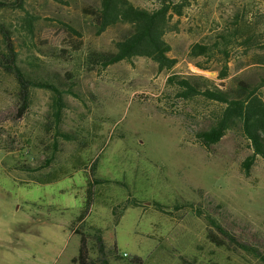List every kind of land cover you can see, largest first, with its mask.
Returning <instances> with one entry per match:
<instances>
[{"label":"rangeland","instance_id":"1","mask_svg":"<svg viewBox=\"0 0 264 264\" xmlns=\"http://www.w3.org/2000/svg\"><path fill=\"white\" fill-rule=\"evenodd\" d=\"M129 1L147 10L183 5L165 35L172 69L146 57L89 65L90 52L114 51L131 30L119 24L98 35L99 0H0L17 65L66 91L57 119L54 92L25 91L0 61V263L79 264L84 238L88 264H263L264 158L247 173L254 150L241 127L203 147L195 134L223 107L180 96L169 79L220 89L244 80L264 98V0ZM232 30L223 53L215 43ZM196 44L211 53L193 56Z\"/></svg>","mask_w":264,"mask_h":264},{"label":"trees","instance_id":"2","mask_svg":"<svg viewBox=\"0 0 264 264\" xmlns=\"http://www.w3.org/2000/svg\"><path fill=\"white\" fill-rule=\"evenodd\" d=\"M99 1L100 6L95 14V26L98 35L119 24H129L131 30L115 43L114 51L94 50L90 52L87 56L89 65L105 69L123 61H130L135 57H146L155 61L160 69H172L175 67L177 60L169 57L171 46L165 39V35L174 15H182L183 5L173 7L171 4H164L154 10H147L135 6L129 0ZM34 22L35 19L32 16H27L25 18V23L30 33L34 32ZM3 23L4 22L0 20V31L3 36H5L7 35L6 30H8V28L5 27ZM235 33L236 30H232L230 33L221 34L219 36V41L215 44L219 43L223 47V53H226L227 47L235 41ZM5 41L7 42L8 55H4L2 50H0V61L6 58L5 60L12 64L14 72L25 91L29 87L52 90L55 94V103L58 106L56 107L55 115L56 118L59 119L63 110L62 99L66 91L59 90L47 80H37L33 76L27 74L25 69L21 68V66L16 63L17 53L15 52L12 40L8 36H5ZM211 50L212 48L209 45L196 44L192 48L191 53L195 57L206 56L211 53ZM227 71L228 66L225 65V71L219 75L220 79L228 77ZM175 81H177L179 85L180 96L191 99L200 95L206 100L223 107L221 111L214 114L213 122L208 129L196 132V139L203 147L210 150L212 146L218 144L229 131L241 127L254 150L253 155L244 162L247 173L250 171L257 156L264 158V98L258 94V86L244 80H239L234 88L220 89L219 87L208 85L210 81L204 84H197L189 80L175 77L169 79V83ZM262 85H264V83ZM70 93H72V90H70ZM62 136L69 140L76 139L73 136ZM16 167L26 172H30L34 169L24 165ZM88 205H91V199H89ZM87 212L79 218V221L85 217ZM206 220L221 234L235 241V236L225 230L218 220L211 216L207 217ZM97 240L101 248L104 247L103 239L98 236ZM239 245L244 250H251L250 252H253L252 248L246 244L240 243ZM253 250L257 256L258 252L255 249ZM259 259L264 264V256H259ZM75 261L79 264H88V254L84 238L82 239L78 259Z\"/></svg>","mask_w":264,"mask_h":264},{"label":"crops","instance_id":"3","mask_svg":"<svg viewBox=\"0 0 264 264\" xmlns=\"http://www.w3.org/2000/svg\"><path fill=\"white\" fill-rule=\"evenodd\" d=\"M2 255H3V254H1L0 257H1ZM0 264H1V263H0ZM32 264H34V263H32Z\"/></svg>","mask_w":264,"mask_h":264}]
</instances>
